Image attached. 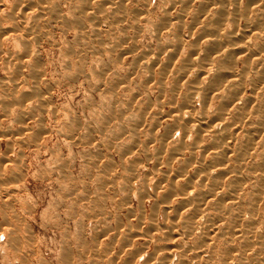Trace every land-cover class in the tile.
<instances>
[{"label": "rangeland", "instance_id": "obj_1", "mask_svg": "<svg viewBox=\"0 0 264 264\" xmlns=\"http://www.w3.org/2000/svg\"><path fill=\"white\" fill-rule=\"evenodd\" d=\"M88 1L89 10L48 0L58 14L38 22L29 47L5 21L19 1H0V29L9 30L0 35V264H132L133 255L134 264H202L208 244L217 264L222 241L247 259L232 264H264V249L245 245L264 236V38L245 29L264 21V0ZM223 32H245L249 47H215ZM216 175L225 210L200 193L217 187ZM172 184L186 186L205 216L190 236L182 231L192 205L168 198ZM207 234L218 243L203 240L198 251L196 237Z\"/></svg>", "mask_w": 264, "mask_h": 264}, {"label": "bare ground", "instance_id": "obj_2", "mask_svg": "<svg viewBox=\"0 0 264 264\" xmlns=\"http://www.w3.org/2000/svg\"><path fill=\"white\" fill-rule=\"evenodd\" d=\"M1 1V0H0ZM19 2V8H17L18 10H19V13H17V12H15L14 14L15 15H13V16H8V15H6V17L4 16V15H2V9H1V7H2V5H1V3H0V19L2 18V16H4L5 17V21L8 23V21L10 22L11 20L13 21L12 23H13V26H14V31H19V32H22V33H24V35H26L27 37L26 38H23L24 39V41L22 42V45L24 46V47H29V45H30V37L33 35L32 34V31L34 30V29H37V25L39 24L38 22L40 21V20H42L44 17H47L48 15H50V16H53L57 11L55 10V8H52V7H50V6H48V0H38L37 2H35V5L32 3V4H30V3H28V0H18ZM34 1V0H33ZM79 1H81V0H79ZM82 1H84L83 3H85V7H86V9H88V6L90 5V3L91 2H89L88 0H82ZM94 1V0H93ZM173 1H175V0H173ZM180 1V0H179ZM182 1V0H181ZM180 1V2H181ZM188 1V0H187ZM193 0H191V2H192ZM208 1V0H207ZM221 1V0H220ZM226 1H228V0H226ZM258 1V0H257ZM256 1V2H257ZM30 2V1H29ZM119 3H120V1H118ZM122 2V1H121ZM229 2H230V0H229ZM232 2V1H231ZM237 2V1H236ZM17 3V2H16ZM124 3H125V1H124ZM123 3V4H124ZM179 3V2H178ZM189 3V2H188ZM212 3V2H211ZM227 3V2H226ZM259 3V2H258ZM111 4V3H110ZM115 4V3H114ZM118 4V3H117ZM121 4V3H120ZM237 4V3H236ZM239 4V3H238ZM237 4V5H238ZM240 4H241V2H240ZM253 4H255L256 5V3H253ZM260 4V3H259ZM109 5V4H108ZM112 5H113V2H112ZM217 5V4H216ZM16 6V5H15ZM122 6V5H121ZM174 6V5H173ZM212 6V5H211ZM221 6V5H220ZM222 6H224V5H222ZM226 6V5H225ZM249 6V5H248ZM110 7H112V6H110ZM180 7H181V5H180ZM213 7H214V5H213ZM250 7V6H249ZM252 7V6H251ZM83 8V7H82ZM81 8V9H82ZM120 8V7H119ZM23 9L25 10V11H23ZM220 9L221 10H225L224 9V7H220ZM84 8H83V13H84ZM89 10V9H88ZM205 11L207 10V9H204ZM230 10V9H229ZM228 10V11H229ZM250 10V9H249ZM122 11V10H121ZM185 11V10H184ZM236 11H237V9H236ZM263 11V10H262ZM79 12H81V10L79 11ZM124 12V11H123ZM179 12V11H178ZM13 13V12H12ZM11 13V14H12ZM104 13V12H103ZM120 13V12H119ZM222 13V12H221ZM229 13V12H228ZM228 13H227V15H228ZM259 13V12H258ZM10 14V13H9ZM57 14H58V12H57ZM57 14H56V16H57ZM112 14H113V10H112ZM142 14H144V13H142ZM241 14V13H240ZM263 14V13H262ZM83 15V14H82ZM82 15H80V17L82 16ZM108 15V14H107ZM145 15H146V13H145ZM137 16V15H136ZM168 16V15H167ZM220 16V15H219ZM219 16H217L218 18H219ZM260 16H262V15H260ZM264 16V15H263ZM3 17V18H4ZM91 17H92V15H91ZM110 17V16H109ZM108 17V18H109ZM123 17V16H122ZM177 17V16H176ZM224 17L226 18V16L224 15ZM231 17V16H230ZM238 17H239V15H238ZM237 17V18H238ZM51 18V17H50ZM201 18V17H200ZM218 18L215 20V30H214V32L217 34V31H218V27H219V22H218ZM261 18H264V17H261ZM24 19H30V22H28V23H26L25 22V24L24 25H30L29 27H24L22 24H23V21H24ZM107 19V18H106ZM110 19V18H109ZM120 19V18H119ZM254 19V18H253ZM259 19V18H258ZM79 20V19H78ZM87 20V19H86ZM238 20V19H237ZM236 20V21H237ZM247 20V19H246ZM77 21V20H76ZM83 21V20H82ZM225 21V20H224ZM121 22V21H120ZM226 22V21H225ZM230 22V21H229ZM253 22V21H252ZM237 23V22H236ZM78 24V23H77ZM168 24H169V26H170V23L168 22ZM199 24V23H198ZM3 25V24H2ZM79 25H80V23H79ZM82 25V24H81ZM168 26V27H169ZM203 26V25H202ZM81 27V26H80ZM79 27V28H80ZM238 27H239V25H238ZM0 28H2V27H0ZM78 28V29H79ZM211 28V27H210ZM222 27H220V29H221ZM245 28V27H244ZM166 29H168V28H166ZM239 29V28H238ZM246 30L248 29V31H252V32H255V31H257L258 33H261V35H262V37L264 38V21L262 20V19H260V20H258L257 22H255V23H253V24H250L248 27H246L245 28ZM12 30V29H11ZM37 31V30H36ZM80 31H81V29H80ZM9 32V30H5V29H0V35L1 36H3V37H5L6 35H7V33ZM83 33H84V31H83ZM24 35L22 36V37H24ZM218 36V35H217ZM221 39L220 40H217L216 41V46L215 47H249V43L246 41L245 42V38H246V33L245 32H243V33H241V32H238V33H232V32H223L222 34H221ZM219 37V38H220ZM84 38V37H83ZM211 38V37H210ZM216 38V37H215ZM218 38V39H219ZM212 39V38H211ZM212 40H214V39H212ZM178 42V41H177ZM180 43H182V42H180ZM17 44V43H16ZM262 47H264V46H262ZM224 49V48H223ZM221 51V50H220ZM220 51H218V52H220ZM245 51H248V54H246L247 56H246V58H249V56H251L250 54H249V48H246L245 49ZM217 52V53H218ZM237 52H242L241 50H237L236 48H234L233 50H229V53H231V54H235V53H237ZM244 52V51H243ZM214 55H215V53H214ZM252 57H250V59H251ZM237 60V59H236ZM249 60V59H248ZM212 61H214V60H212ZM194 62H195V59H194ZM211 62V61H210ZM209 67V66H208ZM202 71L204 70L203 68L201 69ZM200 71V70H199ZM202 71H201V73H202ZM201 76H203V75H201ZM234 77H236V75L233 73V72H230V76H229V78H232L230 81H232V83L234 82H236V78L234 79ZM223 81L225 80V79H222ZM223 84H224V82H222ZM228 84V83H227ZM218 85H220V83H218ZM221 87V86H220ZM192 88V90H195V88L194 87H191ZM199 89H200V87H198ZM219 88V87H218ZM221 89V88H220ZM214 90H217V89H214ZM219 90V89H218ZM217 90V91H218ZM211 94V93H210ZM213 98V97H212ZM209 99H210V97H209ZM220 99H222V97L220 98ZM234 99H236L235 97H234ZM223 101V100H222ZM206 105H208V104H206ZM230 105H231V103H230ZM227 109V108H226ZM222 110H224L225 111V109H222ZM233 111H234V109H233ZM245 111V110H244ZM216 112V111H215ZM214 113V112H213ZM221 113V112H220ZM222 113H224V112H222ZM221 113V114H222ZM257 113V112H256ZM215 115H216V113H215ZM219 116H218V118H220V114H218ZM223 115V114H222ZM241 117H242V115H240ZM245 116V115H244ZM222 117V116H221ZM240 117V119H242ZM263 117H264V115H263ZM234 118H236V117H234ZM239 119V120H240ZM264 119V118H263ZM208 120V119H207ZM220 119H218V121H219ZM220 121H222V120H220ZM237 121V120H236ZM179 122V121H178ZM190 122V121H189ZM238 122V121H237ZM264 122V121H263ZM197 123H199L198 121L196 122V124ZM205 122L203 121L202 123L200 122L199 123V125H197L199 128H200V130H203V129H205L204 127L206 126L205 124H204ZM179 125V124H178ZM188 125H190V124H188ZM186 123H181V126L182 127H187L188 126ZM210 126V125H209ZM218 126H220V124H218ZM260 126V125H259ZM220 127H222V126H220ZM232 127V126H231ZM186 129V128H185ZM206 129H208L207 127H206ZM224 129V128H223ZM219 132V131H218ZM224 134H225V132H224ZM246 134V133H245ZM244 134V135H245ZM246 136V135H245ZM249 136H251V135H249ZM200 137V136H199ZM217 137V136H216ZM252 137V136H251ZM243 138V137H242ZM252 140V139H251ZM215 142H218V141H215ZM223 142V141H222ZM251 142H253V141H251ZM246 144V143H245ZM245 144L244 145H242L243 147H245ZM241 145V144H240ZM247 146V145H246ZM251 146V145H250ZM183 148V147H182ZM225 148V147H224ZM179 150V149H178ZM240 150H238V152H239ZM233 152V151H232ZM244 152V151H243ZM242 152V153H243ZM240 153V152H239ZM241 153V154H242ZM220 154V153H219ZM218 154V155H219ZM221 154H222V152H221ZM223 155V154H222ZM237 155H238V153H237ZM244 155V154H243ZM220 157V156H219ZM239 159V158H238ZM236 161V160H235ZM205 162V161H204ZM260 163H261V161H260ZM221 164V163H220ZM258 164V163H257ZM214 165V164H213ZM254 165V164H253ZM208 166V165H207ZM210 167V166H209ZM249 167V166H248ZM260 167H263V164H262V166H260ZM202 169H204L205 170V168H203L202 167ZM255 169H257L256 167H255ZM254 169V170H255ZM200 170H201V168H200ZM260 169H258V170H255V171H259ZM202 171V170H201ZM198 172V171H197ZM214 172V171H213ZM221 173V172H220ZM219 173V174H220ZM169 175V174H168ZM203 175V174H202ZM209 175V174H208ZM260 175H262V174H260ZM218 175H216V176H212L213 178H214V182H215V185H217V183H218V178H216ZM208 177H211L210 175L208 176ZM255 177H256V175H255ZM254 177V178H255ZM263 177V176H262ZM241 178V177H240ZM198 179V178H197ZM207 179V178H206ZM209 180V179H208ZM212 180V179H211ZM235 180H237V179H235ZM239 181V180H238ZM262 181H264V179L262 180ZM210 182H212V181H210ZM222 182V181H221ZM244 182V181H243ZM257 183H256V185H259V184H261V183H259L258 181H256ZM207 183V182H206ZM232 183V182H231ZM237 183V182H236ZM235 183V184H236ZM254 183V182H253ZM259 183V184H258ZM105 184V183H104ZM177 184H179V183H177ZM184 184H186V183H184ZM188 184V183H187ZM204 184H205V182H204ZM213 184V183H212ZM219 184V183H218ZM235 184L233 185V184H231V185H233V187H235ZM173 185V184H172ZM171 185V186H172ZM182 185V184H181ZM189 185V184H188ZM193 185V184H192ZM203 185V184H202ZM201 185V186H202ZM214 185V184H213ZM229 185V184H228ZM237 185V184H236ZM173 186H175V185H173ZM177 187H179L178 185H176ZM176 186L175 187H173V188H176ZM182 186H184V185H182ZM198 186H200V185H198ZM203 186H205V185H203ZM170 187V186H169ZM194 186H192V189H194L193 188ZM197 187V186H196ZM206 187V186H205ZM212 187V186H211ZM224 187V186H223ZM229 187V186H228ZM258 187V186H257ZM263 187V186H262ZM182 188V187H181ZM204 188V187H203ZM221 188H222V186H221ZM225 188H227V187H225ZM231 188H232V186H231ZM259 188V187H258ZM146 189V188H145ZM159 189V188H158ZM170 190H168L169 192L167 193V196H168V198H171V196H173V195H179V194H183V195H187L186 197H187V200H186V202L188 203V205H192L191 206V209L190 210H192L191 211V214H189V219H186L187 220V222L185 223V225H184V228L185 229H183L184 231H182L183 232V234L184 235H186V236H190L191 234H192V232H193V230L195 229L194 228V226H196V225H198V223L197 224H195V218L196 219H199V218H201V219H203V217H205L203 214H200V209H199V207H197V203H196V199H191V198H188V196H190V191H188L189 189L188 188H186V186H185V188H182L181 190H179V188H176V189H172V187H170L169 188ZM205 189V188H204ZM203 189V190H204ZM219 190L220 188L218 187V185H217V187H214L213 186V189L211 190L210 189V191H204V192H200V193H202L203 194V196L204 195H209L210 196V198L212 197V198H214V201L215 200H219L220 198H221V192H220V190L219 191H217V190ZM263 189V188H262ZM163 190V189H162ZM165 190H167L166 189V187H165ZM216 190V191H215ZM231 190V189H230ZM234 190V189H233ZM254 190V189H253ZM252 190V191H253ZM192 191V190H191ZM215 191V192H214ZM223 191H224V189H223ZM236 191V190H235ZM251 191V192H252ZM262 191V190H261ZM144 192V191H143ZM142 192V193H143ZM158 192V191H157ZM186 193V194H185ZM223 193V192H222ZM145 194V193H144ZM257 194V193H256ZM259 194H260V192H259ZM154 195V194H153ZM195 195H197L196 193H195ZM200 196H201V194H199ZM251 195V194H250ZM263 195V194H262ZM257 196H260V195H258L257 194ZM177 197V196H176ZM180 197V196H179ZM182 197V196H181ZM185 197V196H184ZM193 197V196H192ZM207 197V196H206ZM248 197H251V196H248ZM178 198V197H177ZM197 198H199V197H197ZM203 198V197H202ZM252 198V197H251ZM209 198L207 197V202L209 201L208 200ZM239 199V198H238ZM238 199H236V200H238ZM244 199V198H243ZM258 199V198H257ZM260 199V198H259ZM164 200V199H163ZM200 200H201V197H200ZM221 200V199H220ZM246 200V199H245ZM244 200V201H245ZM254 200V199H253ZM252 200V201H253ZM261 200V199H260ZM182 201V200H181ZM205 200L203 199L201 202H204ZM209 201V202H213L212 203V207L214 208L215 206H219L220 207V203H223V202H220V201ZM241 201V200H240ZM246 201H248V200H246ZM245 201V202H246ZM250 201V200H249ZM256 201V200H255ZM167 202V201H166ZM169 202V201H168ZM185 202V201H184ZM251 202V201H250ZM250 202L248 203L249 204V206H248V208H251V206L252 205H250ZM181 203V202H180ZM193 203H194V206H193ZM215 203V204H214ZM236 203V202H235ZM253 203H254V201H253ZM252 203V204H253ZM170 204H172V203H170ZM204 204V203H203ZM208 204V203H207ZM207 204H206V206H207ZM234 204V203H233ZM246 204H247V202H246ZM181 205H182V203H181ZM183 205H185V203H183ZM211 205V204H210ZM236 205V204H235ZM241 205H242V202H241ZM256 205V204H255ZM261 205V204H260ZM259 205V206H260ZM263 205V204H262ZM168 206V205H167ZM174 206V205H173ZM204 206V205H203ZM222 206V205H221ZM243 206V205H242ZM242 206H239L238 208H240V207H242ZM247 206H245V207H247ZM254 206V205H253ZM178 207H180V206H178ZM184 207V206H183ZM183 207H181L182 209H183ZM205 207V206H204ZM208 207H211V206H209L208 205ZM224 207V206H223ZM223 207H220L221 209L223 208ZM189 208V207H188ZM237 207L235 206V209H236ZM258 208V207H257ZM257 208H255V209H257ZM182 209H179V210H182ZM186 209H187V207H186ZM216 209V208H215ZM220 209V210H221ZM224 210H225V208H223ZM242 209V208H241ZM253 209V208H252ZM178 210V209H177ZM218 210V209H217ZM234 210V209H233ZM233 210H231V211H233ZM246 210H248L247 208H246ZM262 210V209H261ZM185 211V210H184ZM207 211V210H206ZM243 211V210H242ZM254 211V210H253ZM180 212V211H179ZM179 212H177V213H179ZM181 212H183V210L181 211ZM221 212V211H220ZM235 213H236V211H234ZM234 212H230V214L231 213H234ZM250 212V211H249ZM251 212H252V210H251ZM255 212V211H254ZM212 213V212H211ZM243 213V212H242ZM179 214H181V213H179ZM178 214V215H179ZM213 214H215V213H213ZM218 214H219V212H218ZM222 214H223V212H222ZM225 214V213H224ZM237 214H238V212H237ZM241 214V213H240ZM177 215V216H178ZM190 215H191V217H190ZM216 215V214H215ZM215 215H214V217L213 218H215ZM225 215H227V214H225ZM231 215H234V214H231ZM255 215V214H254ZM257 215V214H256ZM180 216H182L183 217V214H181ZM207 216V215H206ZM209 216H210V214H209ZM227 216H229V217H227L228 219L230 218V219H232V217H235V216H230V215H227ZM238 216V215H237ZM179 217V216H178ZM181 217V218H182ZM211 217H212V214H211ZM211 217H208V218H211ZM216 217H217V215H216ZM224 217V216H223ZM181 218H180V220H181ZM184 218H186V217H184ZM188 218V217H187ZM207 218V219H208ZM212 218V219H213ZM218 218V217H217ZM216 218V219H217ZM220 218V217H219ZM226 218V217H225ZM237 218V217H236ZM241 218V217H240ZM257 218V217H256ZM263 218V217H262ZM221 219V218H220ZM233 219H235V218H233ZM252 219L254 220V217L253 218H251V221L250 222H252ZM185 220V219H184ZM200 220V219H199ZM205 220V219H204ZM222 220V219H221ZM227 220V219H226ZM236 220V219H235ZM241 220V219H240ZM239 219L237 220L238 222L240 221ZM256 220V219H255ZM176 221V220H175ZM179 221V220H178ZM208 221V220H207ZM219 221V220H218ZM228 222H230L229 220H227ZM259 221H261V220H259ZM222 222V221H221ZM226 222V221H225ZM248 222V221H247ZM179 223H181V221L179 222ZM178 223V224H179ZM184 222H182L181 224H179V225H181V227H182V224H183ZM204 223H205V221H204ZM212 223H214V222H212ZM212 223H209L208 222V225H211ZM231 223V222H230ZM235 223H236V221H235ZM241 223H242V221H241ZM246 223V222H245ZM244 223V224H245ZM258 222H256V224H257ZM264 223V222H263ZM173 224V223H172ZM203 223H201V225H202ZM234 224V223H233ZM254 224V223H253ZM255 224V225H256ZM207 225V224H206ZM215 225V224H214ZM231 225V224H230ZM246 225V224H245ZM258 225V224H257ZM256 225V226H257ZM260 225V224H259ZM263 225V224H262ZM205 226V225H204ZM212 226H213V224H212ZM216 226V225H215ZM222 226V225H221ZM234 226H236V227H238V224H236V225H234ZM242 226V224L240 225V227ZM244 226V225H243ZM254 226V225H253ZM208 227V226H207ZM230 227V226H229ZM233 227V226H232ZM245 227V226H244ZM242 228V229H244V230H246L247 231V229L248 228ZM246 227H250L251 228V226H246ZM183 228V227H182ZM209 228H210V226H209ZM213 228H214V226H213ZM217 228V227H216ZM225 228V227H224ZM223 228V229H224ZM256 228V227H255ZM199 229V228H198ZM211 229V228H210ZM218 229H220L219 227H218ZM227 229V228H226ZM235 229V228H234ZM239 229V228H238ZM206 230L208 231V229L206 228ZM217 230V229H216ZM235 230H237V229H235ZM252 230V229H251ZM210 231V230H209ZM219 231H221V229L219 230ZM218 231V232H219ZM223 231V230H222ZM221 231V232H222ZM232 231V230H231ZM239 231V230H238ZM248 231H249V229H248ZM253 231V230H252ZM252 231H250L251 233H254V232H252ZM173 232V231H172ZM176 232V231H175ZM181 232V233H182ZM199 232V231H198ZM197 232V233H198ZM217 232V233H218ZM225 231H223L222 233H224ZM239 232H242V234L244 235V231H239ZM249 232V233H250ZM256 232V231H255ZM150 233V232H149ZM163 233V232H162ZM177 233V232H176ZM175 233V234H176ZM195 233V232H194ZM193 233V234H194ZM201 233V232H200ZM200 233H198V235L200 234ZM210 234L212 233V232H209ZM216 233V232H215ZM214 233V234H215ZM229 233V232H228ZM234 233V232H233ZM238 233V232H237ZM247 233V232H246ZM126 234V233H125ZM171 234H173V233H171ZM180 234V233H179ZM203 234V233H202ZM202 234H200L201 235V237H202ZM219 234V233H218ZM225 234H227V233H224V235ZM231 235H233L232 233H230ZM242 234H240V235H242ZM248 234V233H247ZM257 234V233H256ZM255 234V235H256ZM130 235V234H129ZM208 235L209 234H207V237H208ZM224 235H222V236H224ZM239 235V234H238ZM243 235H242V238H241V240L242 239H244L243 238ZM246 235V234H245ZM251 235V234H250ZM258 235V234H257ZM257 235H256V237H257ZM260 235V234H259ZM258 235V236H259ZM195 236H197L196 234H195ZM195 236H193V237H195ZM204 236H206V235H204ZM210 236V235H209ZM221 236V237H222ZM230 236V235H229ZM151 237H153V236H151ZM158 237V236H157ZM162 236H159V238H161ZM168 237V236H167ZM182 237V236H181ZM207 237H205V238H202V239H200V237H196V238H199L198 239V241H199V248H197L198 249V251H199V249H200V246H203L205 243H207L206 241L207 240H210V243H218V242H215V240H216V238H214V235L212 234V237L211 238H207ZM219 237V236H218ZM231 237H235V235L234 236H231ZM238 237V236H237ZM235 238V240H237V239H239V237L238 238ZM245 238H246V236H244ZM247 237H249V238H247V240L246 241H248V242H246L247 244H245V242H243L246 246L247 245H249L250 247H252V246H254V245H252L253 243L256 245V244H258L259 245V247H261L260 249H264V236H260L257 240L255 239V237H254V241L253 242H251L252 241V237H253V235H251V236H249V235H247ZM124 238V237H123ZM123 238H121L120 240H122ZM150 238V237H149ZM163 238V237H162ZM161 238V239H162ZM179 238V237H178ZM187 238V237H186ZM189 238V237H188ZM191 238V237H190ZM225 238V237H224ZM229 238V237H228ZM126 239V238H125ZM181 239V238H180ZM180 239H178V240H180ZM183 239V238H182ZM181 239V240H182ZM185 239V238H184ZM195 239V238H194ZM193 239V240H194ZM222 239V238H221ZM232 240V238H229V240ZM234 239V238H233ZM249 239V240H248ZM119 240V241H120ZM124 240V239H123ZM154 240V239H153ZM152 240V238H151V241H153ZM163 240V239H162ZM170 240V239H169ZM172 240V239H171ZM174 240V239H173ZM175 240H176V238H175ZM196 240V239H195ZM203 240H206V241H203ZM213 240H214V242H213ZM217 240H218V238H217ZM216 240V241H217ZM118 241V242H119ZM156 241V240H155ZM154 241V242H155ZM183 241H185V240H182V242ZM188 241H190V240H188ZM197 241V242H198ZM219 241V240H218ZM221 241V240H220ZM127 242V241H126ZM158 242V241H157ZM175 242V241H174ZM178 242V241H177ZM192 242V241H191ZM196 242V243H197ZM204 242V243H203ZM251 242V243H250ZM97 243H99L98 241H97ZM122 243V242H121ZM156 243V242H155ZM159 243V242H158ZM173 243V242H172ZM176 243V242H175ZM175 243H173V244H175ZM184 243V242H183ZM186 243H187V240H186ZM185 243V244H186ZM196 243L194 242V245L193 246H195L196 245ZM221 243V242H220ZM242 243V242H241ZM128 244V243H127ZM178 243H176L175 245H177ZM180 244H181V242H180ZM222 244H223V246H221V250H220V260H219V263H217V264H232V260L233 259H235L236 257H237V260H239V261H241L244 257H243V254L239 251V249H238V252H240L241 253V255L242 256H240L238 253L236 254V252H237V250H236V252H235V255H234V250H232V248H235V246H234V244H233V242H232V246H234V247H232L231 246V244H230V242H227V241H222ZM240 244V243H239ZM244 244L242 245V244H240V245H242V248H243V246H244ZM121 245V244H120ZM212 245V244H211ZM220 245V244H219ZM131 246V245H130ZM157 246V245H156ZM160 246V245H159ZM186 246V245H185ZM190 246H192V244L191 245H189V247ZM192 246V247H193ZM198 246V245H197ZM208 246L210 247V245L208 244ZM214 246V245H213ZM248 246V249L250 248ZM257 246V245H256ZM99 247V246H98ZM103 247H105V246H103ZM126 247V246H125ZM128 247V246H127ZM148 247V246H147ZM180 247H182V246H180ZM179 247V248H180ZM184 247V246H183ZM188 247V246H187ZM190 248V249H193V248ZM196 247V246H195ZM206 247H207V245H206ZM208 247V248H209ZM238 247V246H237ZM106 248V247H105ZM155 248V247H154ZM159 248V247H158ZM170 248V247H169ZM172 248V247H171ZM176 248V247H175ZM178 248V247H177ZM208 248H206V251H203L205 254H207V256H205L206 258L205 259H207V260H205L204 262L203 261H201V262H203L202 264H210L211 263V260H212V262H215L214 260H216L217 261V256L216 257H214L215 256V254L214 253H216L215 251H214V253L212 252L213 250L212 249H209V250H212L211 251V253L209 252V250H208ZM214 248H216V247H214ZM242 248L240 249V250H242ZM254 248H255V246H254ZM103 249V248H102ZM107 249V248H106ZM106 249H103V250H106ZM127 249V248H126ZM156 249V248H155ZM184 249H185V247H184ZM201 249H203V248H201ZM200 249V250H201ZM205 249V248H204ZM259 249V250H260ZM92 250H95V249H92ZM108 250V249H107ZM124 250H125V248H124ZM159 250H160V248H159ZM159 250L158 251H156V252H159ZM170 250V249H169ZM172 250L173 249H171L170 251H171V253H168L169 255H167L169 258H170V256H172L173 255V253H172ZM196 250V249H195ZM219 250V249H218ZM251 250V249H250ZM252 250H253V247H252ZM256 250H257V248H256ZM255 250V251H256ZM259 250H258V252H259ZM170 251H168V252H170ZM176 251V250H175ZM187 251V250H186ZM193 251V250H192ZM243 251H244V249H243ZM247 251V250H246ZM254 251V250H253ZM255 251H254V253H255ZM104 252H106V251H104ZM138 253H139V251H137ZM137 252H136V254H137ZM155 252V253H156ZM161 253H162V251H160ZM195 252V251H194ZM196 252H197V250H196ZM195 252V253H196ZM202 252V251H201ZM248 252H252V251H248ZM257 252V253H258ZM176 254H177V252H175ZM194 253V254H195ZM243 253H246V252H243ZM262 253H264V252H262ZM135 254V255H136ZM142 254V253H141ZM150 254H152V253H150ZM154 254V253H153ZM167 254V253H166ZM260 254V253H259ZM62 255V254H61ZM127 255V254H126ZM132 255V254H131ZM155 255H158V254H155ZM175 255V254H174ZM197 255V254H196ZM217 255H218V257H219V254L217 253ZM245 255V254H244ZM249 255H251L252 256V254H248V256ZM255 255V254H254ZM139 256V255H138ZM137 256V257H138ZM141 256V255H140ZM139 256V257H140ZM143 256V255H142ZM178 256V255H177ZM203 256V255H202ZM201 256V257H202ZM247 256V257H248ZM262 256H264V255H262ZM261 256V257H262ZM133 257H134V259H136V257L133 255ZM133 257H132V259L130 260V261H132V262H130L129 261V263H132V264H134L133 263ZM149 257V256H148ZM148 257H144V258H147V260H148V262H150L149 261V258ZM152 257H154V256H152ZM151 257V258H152ZM167 257V259H169ZM175 257H176V255H175ZM184 257H185V255H184ZM196 257V256H195ZM246 257V256H245ZM257 258H258V256H256ZM255 257V258H256ZM150 258V259H151ZM164 259H166L165 257H163ZM250 258H252V257H250ZM254 258V257H253ZM254 258V259H255ZM112 259H114L113 257H112ZM116 259V258H115ZM142 259H143V257H142ZM154 259V258H153ZM178 259V258H177ZM193 259V258H192ZM201 259V258H200ZM219 259V258H218ZM246 259V258H245ZM245 259H243V261L242 262H244V260ZM248 259H249V257H248ZM259 259V258H258ZM125 261H126V258L124 259ZM127 260H128V257H127ZM141 260V259H140ZM181 260V259H180ZM186 260V259H185ZM247 260V259H246ZM245 260V261H246ZM252 260V259H251ZM256 260V259H255ZM259 260H261V259H259ZM263 260H264V257H263ZM113 261V260H112ZM124 261V262H125ZM139 261V260H138ZM142 261V260H141ZM144 261V260H143ZM146 261V260H145ZM155 261V260H154ZM182 261V260H181ZM192 261V260H191ZM196 261V260H195ZM231 261V262H230ZM249 261V260H248ZM258 261V260H257ZM135 262V261H134ZM147 262V263H148ZM169 262V261H168ZM177 262V261H176ZM230 262V263H229ZM234 262V261H233ZM238 262V261H237ZM253 262H254V260H253ZM261 262L262 261H260V264H261ZM128 264V262H125V264ZM144 263V262H143ZM164 263V262H163ZM167 263V262H166ZM252 263V262H251ZM263 263V262H262ZM123 264V263H122ZM150 264V263H149ZM157 264H159L158 262H157ZM160 264H161V262H160ZM170 264V263H169ZM176 264V263H175ZM181 264H185V261L184 262H182ZM187 264V263H186ZM196 264V263H195ZM213 264V263H212ZM214 264H216V263H214ZM248 264H249V262H248ZM252 264H254V263H252ZM255 264H258V262L257 263H255Z\"/></svg>", "mask_w": 264, "mask_h": 264}]
</instances>
